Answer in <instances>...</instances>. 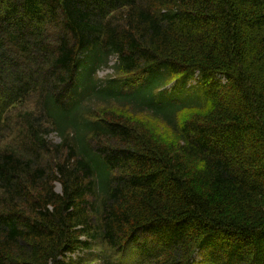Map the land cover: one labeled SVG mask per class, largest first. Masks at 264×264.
<instances>
[{"label": "trees", "instance_id": "16d2710c", "mask_svg": "<svg viewBox=\"0 0 264 264\" xmlns=\"http://www.w3.org/2000/svg\"><path fill=\"white\" fill-rule=\"evenodd\" d=\"M129 249L264 264V0H0V264Z\"/></svg>", "mask_w": 264, "mask_h": 264}, {"label": "rangeland", "instance_id": "374dc122", "mask_svg": "<svg viewBox=\"0 0 264 264\" xmlns=\"http://www.w3.org/2000/svg\"><path fill=\"white\" fill-rule=\"evenodd\" d=\"M40 61L38 60L36 62V66L39 65ZM112 62H109V64H112ZM112 71V69L110 68H106V69H103L102 71L99 72V76L103 77V76H106L107 74H110ZM165 95H167V93L165 92L164 93ZM27 107V109H30L32 108V103H30L29 105L26 104L25 105ZM24 106V107H25ZM187 114V113H185ZM126 115L129 116V114L126 112ZM9 118H12V115H10ZM131 119H133L134 121H136L138 124H141L142 126H145L147 127L150 131L154 132L155 135L159 138V140L163 143H169L173 140V134L171 132V130L164 124L162 123L160 120L148 115V114H145V113H142V114H137L133 117H131ZM14 120V119H13ZM49 139L51 141H53V143L57 142L59 140V137L56 135L55 132H51L49 135H48ZM56 189L59 190V185L56 184ZM131 250V252H130ZM98 251H101L99 248H95L94 249V253L96 255H98ZM104 250H102V252L100 253H103L104 257L107 258V256H105V253L103 252ZM97 258L94 259V260H91L88 264H107V260L105 259H101L99 256H96ZM135 258V255L132 251V249H129V250H126V252H124L118 259V261L120 263L118 264H132V259ZM197 259H199L197 257Z\"/></svg>", "mask_w": 264, "mask_h": 264}]
</instances>
